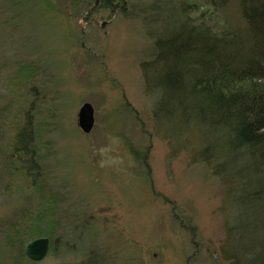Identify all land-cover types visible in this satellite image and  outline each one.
<instances>
[{"label": "rangeland", "instance_id": "1", "mask_svg": "<svg viewBox=\"0 0 264 264\" xmlns=\"http://www.w3.org/2000/svg\"><path fill=\"white\" fill-rule=\"evenodd\" d=\"M111 3L0 0V264H264V184L208 159L209 140L157 115L152 64L184 20L243 31L239 0ZM86 103L90 134L79 127ZM26 114L43 162L37 185L3 164ZM243 196L248 215L236 206ZM47 206L66 247L27 262L8 227Z\"/></svg>", "mask_w": 264, "mask_h": 264}, {"label": "trees", "instance_id": "2", "mask_svg": "<svg viewBox=\"0 0 264 264\" xmlns=\"http://www.w3.org/2000/svg\"><path fill=\"white\" fill-rule=\"evenodd\" d=\"M207 1L216 6L228 2ZM106 2L107 6L112 4V0ZM239 3L245 21L243 31L224 27L216 32L203 21L196 25L184 20L171 38L162 40L160 50L155 48L157 58L152 64L161 63V72L154 71L156 76L161 75L157 115L172 125L175 123L185 138L209 140L208 148L202 152L205 157L209 155L204 152L211 151V156L221 159L223 165L228 166V162L240 170L250 184L255 181L263 186L264 0ZM35 128L33 118L26 114L3 162L8 172L21 175L32 185H37L43 176ZM215 164L224 174L228 172L219 161ZM226 176L223 178L228 180L229 175ZM248 197H235L237 209L247 215L254 208ZM55 213L54 206L24 211L8 227L9 246L23 248L24 259L32 263L25 248L36 239L50 240L49 253L65 248V241L56 237L65 224ZM76 221H69L70 226ZM242 226L252 228L251 221Z\"/></svg>", "mask_w": 264, "mask_h": 264}, {"label": "water", "instance_id": "3", "mask_svg": "<svg viewBox=\"0 0 264 264\" xmlns=\"http://www.w3.org/2000/svg\"><path fill=\"white\" fill-rule=\"evenodd\" d=\"M79 127L85 134H90L95 126V111L91 104L86 103L79 111ZM50 251V240L39 238L25 248L26 256L33 262L40 263L46 259Z\"/></svg>", "mask_w": 264, "mask_h": 264}]
</instances>
